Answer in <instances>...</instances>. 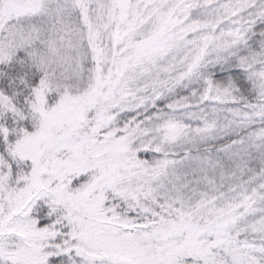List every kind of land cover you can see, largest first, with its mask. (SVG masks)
Masks as SVG:
<instances>
[{
	"label": "snow or ice",
	"instance_id": "1",
	"mask_svg": "<svg viewBox=\"0 0 264 264\" xmlns=\"http://www.w3.org/2000/svg\"><path fill=\"white\" fill-rule=\"evenodd\" d=\"M0 264H264V0H0Z\"/></svg>",
	"mask_w": 264,
	"mask_h": 264
}]
</instances>
